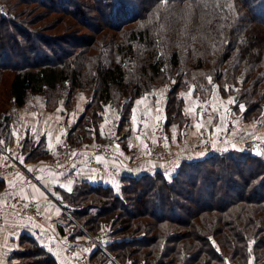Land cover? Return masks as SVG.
Segmentation results:
<instances>
[{"label": "trees", "instance_id": "16d2710c", "mask_svg": "<svg viewBox=\"0 0 264 264\" xmlns=\"http://www.w3.org/2000/svg\"><path fill=\"white\" fill-rule=\"evenodd\" d=\"M0 3L6 9L0 13L4 143L13 140L16 111L34 95L48 111L69 110L79 92L91 90L67 130L73 145L102 139L106 105L118 114L122 139L135 101L158 86L167 87V130L187 122L181 94L190 86L200 100H207L213 85L222 96L231 94L243 121L264 113V0H200L183 35L185 0H169L155 16L160 0ZM76 24L97 34L86 36ZM42 146V140L23 138L24 159L48 155ZM148 159L153 169L122 175L119 192L83 180L69 191L57 187L58 200L81 226L104 231V246L122 264H264V150L257 156L222 144L207 154ZM67 223L71 238L83 243L80 227ZM19 245L13 264H60L29 234L20 235ZM109 258L94 246L86 262L107 264Z\"/></svg>", "mask_w": 264, "mask_h": 264}, {"label": "crops", "instance_id": "0c3cea01", "mask_svg": "<svg viewBox=\"0 0 264 264\" xmlns=\"http://www.w3.org/2000/svg\"><path fill=\"white\" fill-rule=\"evenodd\" d=\"M161 90L164 89H157L149 93H155V95H149L144 104L137 105V100L135 101L127 125L129 132L122 136V139L121 134L116 130L118 114L110 105H106L103 119L99 123V132L101 135V125L104 124V135L101 136L102 139H113L114 145H112L111 150L104 153H93L89 149V145L92 143H85L88 147L78 150L68 165L61 168L51 167L46 163V160L54 153V149L49 150V138L54 148L57 137L60 138V141L66 139L67 130L71 125L70 121H75L82 112L86 99L84 94L77 95L73 108L69 110L60 106L53 111H48L44 109L40 100V102L30 103V105L37 106L34 109L22 107L16 111V119L12 123V135L13 133L16 135H13V140L10 142L1 143L4 146L14 143L16 146L17 169L13 172L0 174V217L3 218L0 224V264H13L17 261V258L10 260V256L13 251L20 247L19 237L24 233L34 237L60 264L61 261L63 264H76L69 260L65 254V249L72 246H76L78 256L87 251L85 259L88 258L89 249L85 248L83 243L71 238L72 231L67 223V219H70L62 214L63 206L59 202L55 190L59 187L69 191V188L72 189L77 182L86 180L91 183L110 185L116 192H119L122 175H137L151 171L153 163L148 158L133 157L126 148L129 144H137L145 148L147 141L153 137L154 127L159 122L156 116L161 115L163 119V112L157 113L155 111V100ZM165 98L166 91L160 97L159 107L162 110ZM146 106L153 109L151 114L146 113ZM106 108H108L107 112L105 111ZM133 109H136L137 116L135 131H133L134 125L131 121ZM106 119L111 123L106 124ZM174 130L177 134L178 128L175 125L169 130L172 137ZM113 132L115 133L114 136L112 135ZM190 132L191 135L194 134L193 130ZM137 136H140L141 139L137 140ZM25 137L31 138L33 141L42 140V148H45L49 154L40 157L38 160H25L20 142V139L22 141ZM116 145H119V151H117ZM91 161L99 162L105 167H115L117 172L111 174L98 171L90 165ZM3 163L4 156L0 154V165ZM15 196L26 201L30 198L39 200L40 209L43 213L42 218L36 220L19 212L12 204ZM75 239H81V236L78 235Z\"/></svg>", "mask_w": 264, "mask_h": 264}, {"label": "rangeland", "instance_id": "374dc122", "mask_svg": "<svg viewBox=\"0 0 264 264\" xmlns=\"http://www.w3.org/2000/svg\"><path fill=\"white\" fill-rule=\"evenodd\" d=\"M59 0H54V3L56 5H58ZM146 2H143V4ZM30 7H35V5L32 3L30 4ZM36 10H40L39 7H37L34 11ZM0 13L1 14H5L6 13V9L5 7L0 3ZM53 18V16H52ZM68 19V18H67ZM51 20V19H50ZM76 27L78 29H82L83 33H86V36H93L96 33V31L93 30V28H89L86 29V27H84L82 24H76ZM49 27H45L44 29H47ZM44 31V30H43ZM57 29H54L53 32H56ZM53 32H48V33H53ZM60 33V32H58ZM68 33V32H67ZM72 34V33H71ZM102 34V33H101ZM101 34H98L96 36V38L100 37ZM70 45L64 46V48L69 47ZM30 54V53H29ZM28 54V55H29ZM27 55V54H26ZM30 61H32L33 59H35V56H33V54L31 55V57L28 58ZM21 59L17 58L18 63H20ZM203 75V74H201ZM209 77V76H208ZM207 77V80H208ZM205 79V82H208ZM217 87V86H215ZM157 89H164L166 91L167 87L166 86H158L154 89H152L150 92L151 93ZM91 91L90 89H87V92ZM79 92L77 95H81L84 94L85 96V102L87 100V98L89 97L90 92ZM182 92V91H181ZM187 92H183L184 98H187ZM143 97V96H142ZM232 98L234 99V96H232L231 94H229V96H222L219 91L216 88H212L207 100H200L198 97H192L191 99H186V102L188 103V107L187 108H191V107H195L196 111L195 114H187L188 115V119L187 122L185 123V125H183L182 127H178V132L177 134H175V140H173L171 134H170V129L167 130L165 128V126L162 123V120H160L158 123H156L155 127H154V132H153V137L150 138L147 143H146V148H142L141 145H132L131 148H129V152L130 154H132L133 157L136 158H143L146 157L151 158V154L153 151V144L155 142L156 136L158 135L159 132L162 133V135L164 137H167V141H165V144H163L164 149L166 150V154H170L168 155V158H173L176 155H200V154H207L210 153L211 151L205 150V149H200L198 151H195V148L197 146H201V144L207 140V136H211L213 137L217 142H221L219 143L217 146L219 145H226L227 147H232V148H239L242 149V145H244V142L247 139H253V138H258V139H264V113L260 116H258L255 120L252 121H243L241 118V115L239 113H237V111L235 112L232 109V104L229 105L227 103V101ZM40 97L39 95H34L32 96L28 102H40ZM189 101V102H188ZM166 102V98L164 99V105ZM163 105V108H164ZM197 105H202L203 106V110H201L200 107H196ZM242 105V104H240ZM239 105V106H240ZM36 105H29L27 107V104L23 107H27L28 109L30 108H36ZM22 108V107H21ZM20 108V109H21ZM14 111V108H12ZM83 109V108H82ZM225 109H227V111H225ZM31 110V109H30ZM241 111V109H240ZM82 113V112H81ZM201 115L203 116L202 121H200L202 123V127L200 128L199 131H197L195 125L197 124L198 120H200ZM209 118H211L212 122L209 123ZM16 119V118H15ZM157 125H159L157 127ZM194 127V128H193ZM191 130H193L194 134L191 135ZM13 136V135H12ZM220 137H222V139H220ZM64 141L66 139H63ZM104 141H99L104 143V147L108 148L109 150H111L112 147V140L111 139H101ZM68 141V140H67ZM21 142V139H20ZM69 142V141H68ZM57 144V143H56ZM85 143H81V144H76V145H82ZM136 147L137 151H133V148ZM264 150V149H263ZM106 168V167H105ZM107 169V168H106ZM43 214V213H42ZM35 219V218H34ZM37 220V219H36ZM108 255V254H107ZM109 256V255H108ZM110 257V256H109ZM18 262V260L16 261ZM107 264H122L120 261H118L116 259V257L111 254V257L109 258V261L105 262ZM77 264V263H76ZM80 264V263H79ZM85 264H88L87 262Z\"/></svg>", "mask_w": 264, "mask_h": 264}, {"label": "built area", "instance_id": "2783aa9c", "mask_svg": "<svg viewBox=\"0 0 264 264\" xmlns=\"http://www.w3.org/2000/svg\"><path fill=\"white\" fill-rule=\"evenodd\" d=\"M33 109V108H30ZM207 136V140H205L201 146H197L195 148V151H198L200 149H205L208 151H212L214 147H216L219 143L217 142L213 137ZM222 139V137H220ZM112 140V139H111ZM112 145H114V141L111 142ZM163 144H165L164 136L161 132L158 133L155 139V143L153 144V151L151 154V159L153 160H165L168 159L169 153L166 154V150L163 147ZM258 146L262 151L264 149V141L262 139L253 138V139H247L244 142V145L242 147L244 149H251L252 146ZM88 145L82 144V145H73L70 142L67 141V139L61 140L60 144H56L54 148V153L46 160V163L48 166L51 167H65L68 165L70 160L74 157L72 153H76L78 150H83L87 148ZM89 149L93 151V153H104L109 152L110 150L106 147H104V143L102 142H94L91 145H89ZM133 151H137V148L134 147ZM15 153H16V146L14 143H10L6 146L2 145L0 143V154L4 156V163L0 165V174H6L9 172H13L17 169V163L15 161ZM149 158V156H148ZM90 165L94 166V168L98 171H105L107 173L114 174L117 172V169L115 167H106L96 161H91ZM12 204L16 207V209L19 212H22L23 214L29 215L37 220H40L42 218V211L40 209V203L37 199L30 198L29 200L21 199L19 196H15ZM63 212L66 214V216L76 225L80 227L83 233L84 242L83 245L85 248L87 247L90 249L91 247H99L103 252L108 254L111 257V253L107 250V248L104 246V237L105 233L104 231H99L97 234H93L88 229L81 226L78 222V220L72 216L67 210L63 208ZM3 218L0 217V224L2 223ZM65 254L68 257L69 260H71L74 263L77 264H85L84 260H86L87 251L84 252L83 255L78 256L76 251V246L68 247L65 249Z\"/></svg>", "mask_w": 264, "mask_h": 264}, {"label": "snow or ice", "instance_id": "6c2138e0", "mask_svg": "<svg viewBox=\"0 0 264 264\" xmlns=\"http://www.w3.org/2000/svg\"><path fill=\"white\" fill-rule=\"evenodd\" d=\"M199 2H200V0H185V4H186V8L184 9L185 15L182 17V19H184L186 21V23H185V27H184V32L181 33L182 35L188 31V25L191 22L192 17L195 14V9L197 7H199ZM225 2L227 3V0H225ZM168 3H169V0H160V3H159L158 8L153 12V16L156 15V12L157 11L163 10L168 5ZM228 6L231 7L232 5L231 4H228ZM149 22H151V18H150V21ZM208 23H210V21H208ZM192 38L195 39V37H192ZM162 71H163V69H162ZM208 80H209V83L212 84V78H211V76L208 77ZM173 83H175V81H173ZM213 88H215V85H213ZM224 90L225 91H228L229 89H228L227 86H225V89ZM164 91L165 90H161V92L157 96V99L155 100V105H156L155 111L157 113H162L163 112V110L159 107V105L161 103L160 97H162L164 95ZM193 92H194V87L193 86H190L189 87V90L187 92V98L188 99H191L193 97ZM149 95H155V93H152V94L146 93L141 99H139V100L136 101V104L137 105L144 104L145 101L148 99ZM184 95L185 94H183V93L181 94L182 98H184ZM81 98L83 99V97H81ZM227 103L229 105H231V104L235 103V101H234V99L230 98L227 101ZM196 107H200L201 110H203V106L202 105H197ZM239 107H240L241 111H244L245 110L243 105H240ZM58 111H59V109H58ZM105 111L107 112L108 111V108H106ZM152 111H153V109L151 107H147L146 106V113L147 114H151ZM195 111H196V108L195 107L186 108L185 109V114L186 115L187 114H193L194 115L195 114ZM225 111H227V109H225ZM116 119H119V117L117 116ZM156 119L158 121H160V120H162V116L161 115H157L156 116ZM202 119H203V116L201 115L200 120H198L197 124L195 125L197 131H199L200 128L203 126L202 123L200 122V121H202ZM131 121H132V124L134 125L133 131H135V125L137 124L136 109H133V114H132V117H131ZM208 122L209 123L212 122L211 118H209V121ZM70 123H74V121H70ZM105 123L106 124L107 123H111V121H109V120L106 119L105 120ZM104 126H105L104 124L101 125V135L102 136L104 135V132H103ZM158 126L159 125H157V127ZM13 135H16V133H13ZM112 135L114 136L115 133L113 132ZM136 139L137 140H140L141 137L140 136H137ZM164 139H165V141H167L168 138L167 137H164ZM172 139L175 140V130H174V135H173V138ZM56 142H57V144H60L61 143L59 137H57V141ZM153 142H155V141H153ZM0 143H3V141H0ZM131 147H132V145L129 144V148H131ZM146 147L147 146L145 145V148ZM53 149H54V146L51 144L50 138H49V150L51 151ZM116 149H117V151H119V145H116ZM257 154H260V153H257ZM72 155H75V153H72ZM69 190H71V189L69 188ZM56 255H58V254H56ZM61 264H63V261H61Z\"/></svg>", "mask_w": 264, "mask_h": 264}, {"label": "water", "instance_id": "95a60500", "mask_svg": "<svg viewBox=\"0 0 264 264\" xmlns=\"http://www.w3.org/2000/svg\"><path fill=\"white\" fill-rule=\"evenodd\" d=\"M257 153H260V154H257ZM251 154L259 156L262 154V151L258 146L254 145L251 148Z\"/></svg>", "mask_w": 264, "mask_h": 264}]
</instances>
